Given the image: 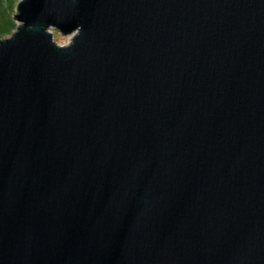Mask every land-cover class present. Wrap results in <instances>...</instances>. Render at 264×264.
<instances>
[{
	"label": "water",
	"instance_id": "1",
	"mask_svg": "<svg viewBox=\"0 0 264 264\" xmlns=\"http://www.w3.org/2000/svg\"><path fill=\"white\" fill-rule=\"evenodd\" d=\"M13 20L0 264H264V0H20Z\"/></svg>",
	"mask_w": 264,
	"mask_h": 264
},
{
	"label": "trees",
	"instance_id": "2",
	"mask_svg": "<svg viewBox=\"0 0 264 264\" xmlns=\"http://www.w3.org/2000/svg\"><path fill=\"white\" fill-rule=\"evenodd\" d=\"M20 0H0V40L8 37L16 28L13 14Z\"/></svg>",
	"mask_w": 264,
	"mask_h": 264
},
{
	"label": "rangeland",
	"instance_id": "3",
	"mask_svg": "<svg viewBox=\"0 0 264 264\" xmlns=\"http://www.w3.org/2000/svg\"><path fill=\"white\" fill-rule=\"evenodd\" d=\"M52 33V37H53V40L54 42L59 45V46H63V45H66L68 43V41L70 40L69 37H61L57 32L55 31H51Z\"/></svg>",
	"mask_w": 264,
	"mask_h": 264
}]
</instances>
